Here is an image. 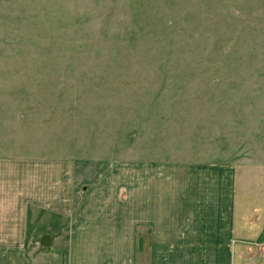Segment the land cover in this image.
Returning a JSON list of instances; mask_svg holds the SVG:
<instances>
[{
    "label": "rangeland",
    "instance_id": "obj_1",
    "mask_svg": "<svg viewBox=\"0 0 264 264\" xmlns=\"http://www.w3.org/2000/svg\"><path fill=\"white\" fill-rule=\"evenodd\" d=\"M157 168L260 229L264 0H0V264L44 262L46 232H156Z\"/></svg>",
    "mask_w": 264,
    "mask_h": 264
},
{
    "label": "crops",
    "instance_id": "obj_2",
    "mask_svg": "<svg viewBox=\"0 0 264 264\" xmlns=\"http://www.w3.org/2000/svg\"><path fill=\"white\" fill-rule=\"evenodd\" d=\"M157 171L156 184L147 186L148 191L145 187L141 197L142 217L153 219L156 232H46L39 241L44 234L54 238L50 245H39L44 262L36 252L31 258L21 252L23 264H264L259 247L264 221L257 222L258 231L252 230L243 207L231 205L230 194L222 198L212 189L194 187L196 176L184 184L181 177H173L172 184L161 182L164 175ZM236 184L232 174L228 193H234ZM31 222L26 219L21 241L32 234Z\"/></svg>",
    "mask_w": 264,
    "mask_h": 264
},
{
    "label": "water",
    "instance_id": "obj_3",
    "mask_svg": "<svg viewBox=\"0 0 264 264\" xmlns=\"http://www.w3.org/2000/svg\"><path fill=\"white\" fill-rule=\"evenodd\" d=\"M53 235H50V234H44L41 236V244L42 245H50L52 243V240H53Z\"/></svg>",
    "mask_w": 264,
    "mask_h": 264
},
{
    "label": "built area",
    "instance_id": "obj_4",
    "mask_svg": "<svg viewBox=\"0 0 264 264\" xmlns=\"http://www.w3.org/2000/svg\"><path fill=\"white\" fill-rule=\"evenodd\" d=\"M260 245H264V235H263V238H262V240L260 242Z\"/></svg>",
    "mask_w": 264,
    "mask_h": 264
}]
</instances>
